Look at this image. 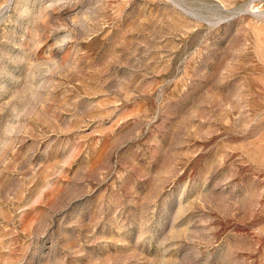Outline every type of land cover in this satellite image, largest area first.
<instances>
[{
    "label": "rangeland",
    "instance_id": "374dc122",
    "mask_svg": "<svg viewBox=\"0 0 264 264\" xmlns=\"http://www.w3.org/2000/svg\"><path fill=\"white\" fill-rule=\"evenodd\" d=\"M0 264H264V0H0Z\"/></svg>",
    "mask_w": 264,
    "mask_h": 264
}]
</instances>
